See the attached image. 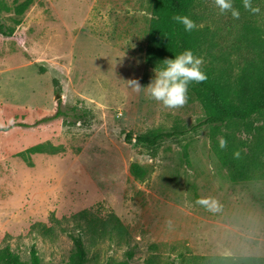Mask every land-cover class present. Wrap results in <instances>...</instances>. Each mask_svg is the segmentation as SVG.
Returning a JSON list of instances; mask_svg holds the SVG:
<instances>
[{
    "label": "rangeland",
    "instance_id": "obj_1",
    "mask_svg": "<svg viewBox=\"0 0 264 264\" xmlns=\"http://www.w3.org/2000/svg\"><path fill=\"white\" fill-rule=\"evenodd\" d=\"M25 1L0 0V26L13 30L0 33V247L28 261L35 246L41 264H71L72 236H81L86 264H185L186 252L264 260V180L233 183L209 128L156 147L135 140L189 130L205 116L192 96L169 109L127 85L154 75L145 51L155 0H32L19 16ZM58 109L65 115L56 118ZM19 122L30 126L5 131ZM250 126L239 135L253 146L264 121ZM38 145L60 152L22 156ZM134 164L147 170L143 179ZM83 212L99 221L116 214L129 237H96Z\"/></svg>",
    "mask_w": 264,
    "mask_h": 264
},
{
    "label": "trees",
    "instance_id": "obj_2",
    "mask_svg": "<svg viewBox=\"0 0 264 264\" xmlns=\"http://www.w3.org/2000/svg\"><path fill=\"white\" fill-rule=\"evenodd\" d=\"M32 0H26L16 6L17 15L22 16L31 6ZM259 6L260 13L253 14L243 8L242 0H233V7L239 9L240 17L232 18L230 13L220 14L214 0H155L145 51V64L153 70L166 58L191 49L202 58V70L207 79L189 85L188 95L194 97L202 106L204 118L189 130L158 132L146 136H137L135 140L148 147H156L175 137L198 132L204 128L211 130L212 151L219 163L228 171L233 183L264 180V135L258 130L256 142L250 145L249 138H241L239 126H244L248 135L252 131L251 120L264 121V0H253ZM175 15L188 16L196 24L191 31L175 22ZM0 33L12 36L13 30L0 26ZM15 118L24 119L27 114L13 112ZM58 109L55 117L64 116ZM47 121L46 119L41 122ZM30 124L19 122L8 124L5 131ZM223 137L226 147H219ZM131 135L127 140L132 141ZM60 150L53 146L38 145L24 152L31 154H57ZM26 159V158H25ZM131 173L137 179H143L145 168L134 164ZM81 217L88 222L93 234L100 238L124 240L129 237L127 227L121 219L111 213L104 221L93 218L89 212ZM44 233L52 232L43 226ZM75 245L71 264H86L87 250L81 236H72ZM187 253V252H186ZM180 253L185 264H264L261 258L250 257L234 259L232 257H197ZM132 257V253H128ZM129 261V260H128ZM128 261H114L107 264H129ZM0 264H41L35 246L31 248L30 258L23 261L10 245L0 247ZM152 264H175L154 262Z\"/></svg>",
    "mask_w": 264,
    "mask_h": 264
},
{
    "label": "clouds",
    "instance_id": "obj_3",
    "mask_svg": "<svg viewBox=\"0 0 264 264\" xmlns=\"http://www.w3.org/2000/svg\"><path fill=\"white\" fill-rule=\"evenodd\" d=\"M242 3L243 8L253 14L261 11L259 6L253 4V0H242ZM214 5L220 14L230 13L234 19L240 17L239 9L233 7V0H214ZM172 19L182 24L185 31H191L196 27L195 22L188 16L175 15ZM202 63L201 57L195 55L191 49H185L173 58L164 59L159 66H156L153 69L154 75L146 86H142L137 79L127 80V85L137 93L146 89L149 98L160 102L165 108L182 107L188 101L189 85L207 79L206 73L202 70ZM114 131L118 133L119 130ZM218 143L223 149L227 141L221 137ZM195 203L206 206L209 211L217 210L216 203L211 197H199Z\"/></svg>",
    "mask_w": 264,
    "mask_h": 264
}]
</instances>
